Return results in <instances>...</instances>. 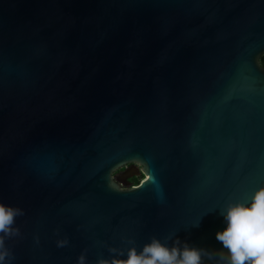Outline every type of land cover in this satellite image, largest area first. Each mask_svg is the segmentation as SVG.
I'll return each instance as SVG.
<instances>
[{"label": "water", "instance_id": "water-1", "mask_svg": "<svg viewBox=\"0 0 264 264\" xmlns=\"http://www.w3.org/2000/svg\"><path fill=\"white\" fill-rule=\"evenodd\" d=\"M263 55L264 0H0L5 264L222 250L221 210L264 188Z\"/></svg>", "mask_w": 264, "mask_h": 264}, {"label": "clouds", "instance_id": "clouds-1", "mask_svg": "<svg viewBox=\"0 0 264 264\" xmlns=\"http://www.w3.org/2000/svg\"><path fill=\"white\" fill-rule=\"evenodd\" d=\"M248 201L230 202L221 210L226 228L216 234V239L223 246L222 250L213 254L203 248L190 246L175 240V246L168 247L156 237L143 246L142 251L135 247V240H126L133 245L126 253L122 249L110 247L112 259L100 258L97 264H203V257L209 260L219 256L217 264H264V188L257 190ZM22 209L6 206L0 203V264H5L9 258H14L6 248V238L20 235V229L13 227L16 218L23 216ZM171 239V237H168ZM38 242V241H37ZM69 241H57L60 248L68 246ZM224 250L227 251L225 255ZM127 255V259L115 258ZM78 264H86V255L78 258Z\"/></svg>", "mask_w": 264, "mask_h": 264}, {"label": "flooded vegetation", "instance_id": "flooded-vegetation-1", "mask_svg": "<svg viewBox=\"0 0 264 264\" xmlns=\"http://www.w3.org/2000/svg\"><path fill=\"white\" fill-rule=\"evenodd\" d=\"M140 170L141 168L138 166H129L126 170L124 169L116 173V180L119 184H123V187H126L128 184H133L131 181L133 178H141L140 175L137 176Z\"/></svg>", "mask_w": 264, "mask_h": 264}, {"label": "trees", "instance_id": "trees-1", "mask_svg": "<svg viewBox=\"0 0 264 264\" xmlns=\"http://www.w3.org/2000/svg\"><path fill=\"white\" fill-rule=\"evenodd\" d=\"M262 65H264V55L261 57L260 59ZM142 179H144L143 176H141V178H133L131 181L133 183V185H139V183L142 181Z\"/></svg>", "mask_w": 264, "mask_h": 264}]
</instances>
